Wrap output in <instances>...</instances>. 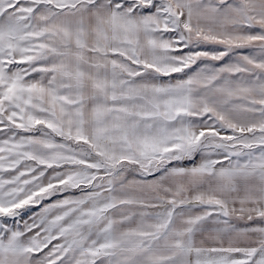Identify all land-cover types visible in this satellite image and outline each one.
Returning a JSON list of instances; mask_svg holds the SVG:
<instances>
[{
  "label": "crops",
  "instance_id": "crops-1",
  "mask_svg": "<svg viewBox=\"0 0 264 264\" xmlns=\"http://www.w3.org/2000/svg\"><path fill=\"white\" fill-rule=\"evenodd\" d=\"M208 10L210 37L191 26L185 45L210 52L184 46L177 69L168 65L177 96L160 101L139 85L99 102L100 155L139 166L104 178L109 241L59 246L45 264H264V0H211ZM107 84L104 74L99 95Z\"/></svg>",
  "mask_w": 264,
  "mask_h": 264
},
{
  "label": "rangeland",
  "instance_id": "rangeland-1",
  "mask_svg": "<svg viewBox=\"0 0 264 264\" xmlns=\"http://www.w3.org/2000/svg\"><path fill=\"white\" fill-rule=\"evenodd\" d=\"M150 1L0 0V264L58 262L59 246L109 241L99 197L122 160L99 153V102L121 101L116 87L139 85L160 101L177 96L168 65L177 69L185 49L210 52L185 43L191 26L210 37L211 0L145 9ZM104 74L108 92L99 95Z\"/></svg>",
  "mask_w": 264,
  "mask_h": 264
},
{
  "label": "trees",
  "instance_id": "trees-1",
  "mask_svg": "<svg viewBox=\"0 0 264 264\" xmlns=\"http://www.w3.org/2000/svg\"><path fill=\"white\" fill-rule=\"evenodd\" d=\"M155 1L156 0H151L150 2H148V3H145L144 5H143V7L145 8V9H149L150 7H151V5L153 4V3H155ZM166 1H168L169 3H171L172 1L171 0H166ZM172 5H173V3H172ZM66 7V6H65ZM64 7V8H65ZM170 12H171V14L173 15V16H175V12L173 11V9H171L170 10ZM119 163H121L120 165H118ZM123 164V165H122ZM138 167L139 165L137 164V163H135V162H127V161H120V162H118L117 163V165H116V168H114L115 169V171L116 170H119V169H121V168H123V167Z\"/></svg>",
  "mask_w": 264,
  "mask_h": 264
},
{
  "label": "water",
  "instance_id": "water-1",
  "mask_svg": "<svg viewBox=\"0 0 264 264\" xmlns=\"http://www.w3.org/2000/svg\"><path fill=\"white\" fill-rule=\"evenodd\" d=\"M8 215L11 216V217H15V216L18 215V211H13L11 213L9 212Z\"/></svg>",
  "mask_w": 264,
  "mask_h": 264
}]
</instances>
